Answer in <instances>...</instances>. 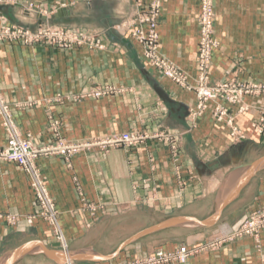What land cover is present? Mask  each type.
Masks as SVG:
<instances>
[{
	"label": "crops",
	"instance_id": "1",
	"mask_svg": "<svg viewBox=\"0 0 264 264\" xmlns=\"http://www.w3.org/2000/svg\"><path fill=\"white\" fill-rule=\"evenodd\" d=\"M161 1L159 52L194 85L199 0ZM140 2L0 1V27L78 29L96 44L60 48L0 40V92L22 136L41 145L52 140L54 130L71 140L133 130L181 135L176 154L166 140L152 137L132 147L81 152L68 163L59 156L36 159L68 251L78 254L75 264L197 244L264 206V135L251 126L262 96L245 95L241 104L209 100L194 114L195 91L150 66L131 35L137 13L150 0ZM213 29L217 46L209 81L262 80L264 0H214ZM100 86L117 90L83 96ZM241 105L246 108L239 110ZM216 107L226 110L221 120ZM229 118L242 138L231 135ZM6 139L0 116V146ZM37 210L29 175L15 163H0V264L65 263L49 225L31 216ZM184 264H264V229Z\"/></svg>",
	"mask_w": 264,
	"mask_h": 264
},
{
	"label": "built area",
	"instance_id": "2",
	"mask_svg": "<svg viewBox=\"0 0 264 264\" xmlns=\"http://www.w3.org/2000/svg\"><path fill=\"white\" fill-rule=\"evenodd\" d=\"M136 1L138 6H141L140 0ZM199 3L200 8L196 15L199 29L196 60L197 75L194 85H190L187 81V75L184 71L165 59L159 52L157 26L162 7L161 0H150L145 10L137 13L134 20L138 23V26L131 30V35L143 45V56L150 66L156 68L163 76L180 86L195 91L197 105L194 114L204 110L209 100L220 98L229 103L241 104L245 95H261L263 100L260 107H258L259 116L252 122L251 126L259 134H264V77L257 82H244L235 79L229 81H209L208 71L211 53L213 48L217 46L213 29L214 0H199ZM0 40H20L25 44L44 42L60 48H69L75 44L96 45L93 37L81 30L53 25H41L34 30L18 25H3L0 27ZM116 90L117 88L113 86L94 87L83 94V96L100 97L114 93ZM245 108V105H241L239 110ZM215 114L216 118L221 120L226 115V110L222 107H216ZM0 116L7 133L5 145L0 146V163H15L29 175L30 186L38 206V210L31 216L41 219L49 225L53 239L62 252H68L67 241L58 223L56 206L46 190L42 174L36 164L37 158L41 156H59L68 163L73 155L81 152L91 150L106 152L116 147H132L152 137L166 140L173 154H176L178 152V141L181 139V135L172 136L162 132L149 134L143 130H133L71 140L54 130L52 140L41 145H36L29 136L24 137L18 132L13 122L9 105L5 102L1 92ZM228 122L231 125V135L235 139L242 138L243 134L231 123V118L228 119ZM87 206L92 210L96 209V207L89 203ZM8 220L14 223L15 218L8 217ZM262 229H264V207L258 206L249 211L238 226L209 236L197 244H181L171 250L154 248L140 256L106 262L104 264H184L190 258L207 250L218 249L227 242L246 236L257 237ZM64 264L75 263L73 260L67 259Z\"/></svg>",
	"mask_w": 264,
	"mask_h": 264
},
{
	"label": "water",
	"instance_id": "3",
	"mask_svg": "<svg viewBox=\"0 0 264 264\" xmlns=\"http://www.w3.org/2000/svg\"><path fill=\"white\" fill-rule=\"evenodd\" d=\"M263 163H264V159H263ZM146 231H149V229L142 231L140 234L145 233ZM55 247H58V245L55 243ZM78 257V254H71L69 251L67 253L63 252V258L64 260H73L76 259Z\"/></svg>",
	"mask_w": 264,
	"mask_h": 264
},
{
	"label": "rangeland",
	"instance_id": "4",
	"mask_svg": "<svg viewBox=\"0 0 264 264\" xmlns=\"http://www.w3.org/2000/svg\"><path fill=\"white\" fill-rule=\"evenodd\" d=\"M263 135H264V134H263ZM262 207H264V206H262ZM250 211H251V210H250ZM262 230H263V229H262ZM262 230H261V231H262ZM261 231H260V232H261ZM260 232H259V233H260ZM259 233H258V235H259ZM246 237H247V236H246ZM248 237H253V236H248ZM254 238H255V237H254ZM236 240H238V239H236ZM233 241H235V240H233ZM230 242H232V241H230ZM227 243H229V242H227ZM225 244H226V243H225ZM207 251H208V250H207ZM190 259H191V258H190Z\"/></svg>",
	"mask_w": 264,
	"mask_h": 264
}]
</instances>
